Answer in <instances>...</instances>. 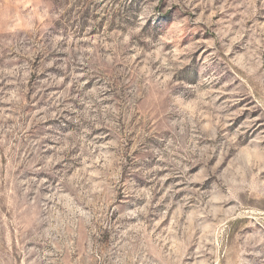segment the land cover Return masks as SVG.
Segmentation results:
<instances>
[{
	"label": "rangeland",
	"instance_id": "obj_1",
	"mask_svg": "<svg viewBox=\"0 0 264 264\" xmlns=\"http://www.w3.org/2000/svg\"><path fill=\"white\" fill-rule=\"evenodd\" d=\"M0 264H264V0H0Z\"/></svg>",
	"mask_w": 264,
	"mask_h": 264
}]
</instances>
